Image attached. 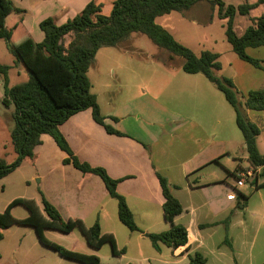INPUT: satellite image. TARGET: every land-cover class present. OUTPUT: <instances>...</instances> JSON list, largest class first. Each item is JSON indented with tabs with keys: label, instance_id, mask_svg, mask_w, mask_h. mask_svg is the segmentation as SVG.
Instances as JSON below:
<instances>
[{
	"label": "crops",
	"instance_id": "obj_1",
	"mask_svg": "<svg viewBox=\"0 0 264 264\" xmlns=\"http://www.w3.org/2000/svg\"><path fill=\"white\" fill-rule=\"evenodd\" d=\"M10 1L20 11L17 15L22 20L21 37L30 35L34 42L40 43L45 36L40 29L42 21L52 18L57 25H63L94 0ZM13 59V63L7 65L11 67L8 71L9 84L10 74L20 77L24 73L20 66L26 69L23 62H16L14 56ZM167 69L171 74H180L175 72L176 68ZM185 78L196 80L197 84H173V89L179 91L181 97L173 98L172 95L167 100L153 98L142 92L141 97L134 101L103 104L99 95L92 92L97 96L105 123L124 136L109 134L95 122L90 109L72 116L59 127L81 161L104 168L113 179H123L117 190L125 197L143 233L131 232L121 223L118 204L110 197L103 181L98 176L83 174L71 164H65L66 153L48 134L42 135V143L35 148L34 158L25 159L40 166L42 185L27 199L35 200L43 211V195L64 220L80 219L87 227H92L99 219L102 233L112 234L118 249L126 250L119 257L111 252L112 258L117 260L107 264H189V255L195 252L205 256L206 264H264L262 249L254 253L259 239L264 241V237L261 238L262 228L258 227L250 238L244 221L236 220L234 207L240 205L239 199L225 183L227 171L235 166V159L239 160L234 169L235 174L241 169L254 171L248 161V153L239 158V151H244L246 145L236 124L235 110L215 95L213 100L205 98L203 86L208 89L207 83L198 74H188ZM229 78L236 86L234 79ZM188 90H196L197 93L191 96L187 94ZM173 100L180 102V106L173 105ZM254 112L247 110V115L260 128L257 145L264 155L260 146L263 137L261 116L254 115L264 111ZM240 161H246L247 164L242 166ZM260 171V168L257 169L258 173ZM157 173L167 179L172 195L183 208L174 222L187 228L188 243L175 250L161 244V250L156 251L145 236L171 228L170 222L165 219V198ZM263 182L264 178L257 181ZM1 187L3 192L5 188ZM250 189L251 196H259L264 212V187ZM229 195L232 197L229 198ZM250 199L247 205L240 207L248 208ZM15 210L13 208L12 214L18 220L29 216L27 211L28 215L16 217ZM24 228L25 232L22 230ZM1 232L4 235L1 241L7 239L8 233L13 237L10 248L16 264H49L50 257L55 264L70 262V259L43 245L36 229L31 226L15 224ZM59 233L45 230L44 235L54 243L57 241L58 245H65L63 247L68 250L96 255L103 264L100 254L103 247L100 250L91 248L79 230L65 234L67 237ZM221 233L224 237L220 238ZM69 238L72 239L70 243Z\"/></svg>",
	"mask_w": 264,
	"mask_h": 264
},
{
	"label": "trees",
	"instance_id": "obj_2",
	"mask_svg": "<svg viewBox=\"0 0 264 264\" xmlns=\"http://www.w3.org/2000/svg\"><path fill=\"white\" fill-rule=\"evenodd\" d=\"M204 1L217 10L219 18L226 20V38L237 56L255 68L263 69L264 61L249 56L247 50L264 46V16L253 22L240 37L234 31V21L237 15H248L264 5V0L253 3L246 1L239 6L226 4L223 0H116L109 16L103 14L101 4L92 1L80 14L63 25H57L52 18L42 21L40 29L45 36L40 43L34 42L30 35L21 37L22 20L17 15L20 11L10 0H0V40L7 42L16 62H23L29 72L26 82L11 86L8 79L11 67L0 65V73L4 76L2 103L6 107H14L15 127L11 133V141L17 155L10 163L0 158V181L17 170L26 158L33 159L35 148L42 143V135L48 134L66 153L65 164L73 165L83 174L98 176L103 181L110 197L118 204L121 223L131 232L143 233L137 226L125 197L117 190L123 179H113L104 168L81 161L59 129L72 116L90 109L95 122L103 126L109 134L124 136L105 123L97 96L91 92L88 72L100 49L114 47L126 41L132 33H140L173 57L183 58L180 69L185 73L202 74L225 95L235 110L236 124L244 137L248 161L254 172L261 169V174L256 176L255 189L264 187V182L257 183L259 178H264V155L260 153L257 145V137L261 131L247 115V110L264 111V88L250 91L245 101H241L232 79L220 74L222 67L218 60L219 54L210 51L196 54L156 23L159 17L172 12L187 11ZM66 37H70L68 44L64 43ZM166 66L173 69L169 63ZM234 175L238 178L235 173ZM157 177L165 198V219L170 222L171 228L161 233H147L145 236L156 251L161 250V244L175 250L188 243L187 228L174 222L175 217L183 212V208L172 195L167 179L158 173ZM1 190L3 187L0 186ZM241 196L245 198L243 194ZM42 204L43 211L33 199L13 200L5 212L0 213V241L4 238L1 231L15 224L31 226L36 229L40 242L62 257L82 264H101L98 256L68 250L44 235L45 230L69 234L77 229L91 248L100 250L109 245L115 257L125 253V249H118L112 234L102 233L99 219L92 227H87L80 219L64 220L43 195ZM17 206L25 207L29 216L23 220L16 219L12 210ZM226 243H229L227 239ZM206 262L207 259L200 252L189 255V264Z\"/></svg>",
	"mask_w": 264,
	"mask_h": 264
},
{
	"label": "rangeland",
	"instance_id": "obj_3",
	"mask_svg": "<svg viewBox=\"0 0 264 264\" xmlns=\"http://www.w3.org/2000/svg\"><path fill=\"white\" fill-rule=\"evenodd\" d=\"M95 1V0H94ZM116 0H96L95 2L101 4L103 7V14L109 16L113 9V3ZM226 4L239 6L246 1L251 3L256 0H223ZM264 16V5L259 6L250 12V14L241 16L237 15L234 21V31L240 37L245 31L255 22L259 17ZM156 23L165 28L172 34L176 40L183 46L193 50L196 53L202 51H210L219 54V62L222 70L220 74L229 78H233L237 86L239 97L241 101L245 99L249 90H256L264 88V64L263 69H257L247 62L242 61L233 51L232 46L226 38V20L218 17L217 10L213 9L211 4L204 1L196 4L192 8L184 12H172L170 14L159 17ZM70 37L64 39V43L68 44ZM7 42L0 40V65H10L13 63V56L8 50ZM249 56L262 59L264 61V46L260 48H249L247 50ZM176 68L175 72L180 74H171L168 72L169 67ZM184 60L179 56L173 57L166 50L161 49L155 45L146 35L140 33H132L126 40L114 47H104L97 53L95 60L89 68L88 77L92 83L93 89L99 95L101 103L127 102L134 101L141 97L142 92L153 98H176L181 97L179 91L173 89V84L178 82H194L196 80H189L188 74L184 73L180 67ZM159 67V68H158ZM24 73L18 77L10 74V84L18 85L26 82L29 79V72L20 66ZM167 69V70H166ZM180 75H183L182 78ZM187 75V76H186ZM206 81V87L203 86L205 98L213 100V96L223 99V103L229 105L226 101L225 95L208 79L201 74ZM184 91V90H181ZM196 90H188V95H195ZM183 94V93H182ZM4 95V81L3 75L0 73V158L7 162H13L17 155L11 141V133L15 127L13 117L14 107H6L3 105ZM195 97V96H193ZM173 105L180 106V102L173 100ZM215 105V103H214ZM231 105V104H230ZM230 107V106H229ZM103 105V109H104ZM232 109V108H230ZM257 113V112H254ZM261 127L263 130V137L261 138V148L264 150V113H258ZM247 150L239 151V158L246 156ZM31 160H25L17 170L0 181V185L4 186V191L0 192V213L5 212L6 207L16 198H30L36 190L41 189V168L35 166ZM239 160H233L237 164ZM242 166L247 164L246 161H240ZM73 166V165H72ZM233 166L226 174V186L235 194L236 199H239L240 205H235L234 211L236 220H243L251 235L258 227L262 228L261 238L264 237V212L262 202L259 196L250 195V188L256 187V176L261 174L253 171V178L244 177V188L240 190L237 186V177L234 175ZM244 170V169H241ZM240 170V171H241ZM239 171V172H240ZM246 171V170H245ZM238 174V173H237ZM236 174V175H237ZM262 178H259L261 180ZM243 194V196H241ZM248 208H241L240 206L247 205ZM247 199V200H246ZM15 216L22 217L28 215L27 209L23 206L15 207ZM23 232L26 229H22ZM224 233V232H223ZM60 234V233H59ZM67 237L68 235L60 234ZM233 236H235L233 234ZM224 234H220V238ZM227 237V236H226ZM10 234L7 239L0 242V264H16L12 257L10 242ZM72 239H68L70 243ZM57 243V241H55ZM61 246V244H60ZM62 246H65L62 244ZM264 241L259 239L256 251L264 252ZM111 247L105 245L100 251L102 255L103 264L117 260L112 258ZM49 264H55L52 257L49 259ZM68 264H81L68 260ZM26 264V263H20Z\"/></svg>",
	"mask_w": 264,
	"mask_h": 264
},
{
	"label": "built area",
	"instance_id": "obj_4",
	"mask_svg": "<svg viewBox=\"0 0 264 264\" xmlns=\"http://www.w3.org/2000/svg\"><path fill=\"white\" fill-rule=\"evenodd\" d=\"M238 176V179H237V188H243L245 187V184L247 182H245V179H243L244 177H250V178H253V172L252 171H249V170H241L240 172H238L237 174ZM232 195H229V198H231Z\"/></svg>",
	"mask_w": 264,
	"mask_h": 264
},
{
	"label": "water",
	"instance_id": "obj_5",
	"mask_svg": "<svg viewBox=\"0 0 264 264\" xmlns=\"http://www.w3.org/2000/svg\"><path fill=\"white\" fill-rule=\"evenodd\" d=\"M250 190H252V189H250Z\"/></svg>",
	"mask_w": 264,
	"mask_h": 264
}]
</instances>
